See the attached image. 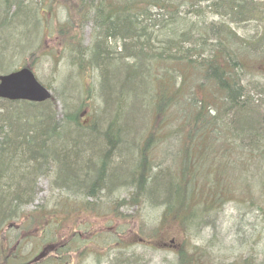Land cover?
Segmentation results:
<instances>
[{"label": "trees", "instance_id": "16d2710c", "mask_svg": "<svg viewBox=\"0 0 264 264\" xmlns=\"http://www.w3.org/2000/svg\"><path fill=\"white\" fill-rule=\"evenodd\" d=\"M5 1V14L0 16V57L3 54H14L16 47L21 44H31L35 36V30L29 28L33 25L35 27L34 11L37 3L31 0ZM78 2L81 6L77 9V14L90 19L94 30L89 47L88 66L98 71V90L104 110L114 113L104 124L100 118L94 119L87 129L79 126L76 121L80 113L69 111L66 112V117L64 115L56 120L55 115L41 114L44 110L40 112L37 109L32 115L22 117L21 113L14 114V111L1 107L10 106L15 102L0 100V223L4 224L13 216L19 215L14 204L29 198L32 180L38 175H44L49 169L47 166L53 165L54 184L60 189L73 190L76 194L80 193L77 191H84L87 199L94 196L92 191L101 189L107 182L117 181L128 186L133 185L139 192L143 189L151 201H161L163 219H175L180 223V235L184 237L182 247L178 251L180 264H196L195 260L188 258L186 248L190 240L187 235L200 226L198 216H206L213 209L211 206L207 209L196 202L209 195L213 207L216 205L213 191H200V184H205L199 183V176L203 175V172L208 187L212 184L213 190L216 183L211 174L214 166L208 162H213L211 158L217 155L224 156L222 158L226 161L230 157L229 162L237 168L231 171L236 177L237 174L245 173L248 168L244 160L232 161V158L252 159L253 155L259 161L260 157L264 160V100L251 95L252 91L249 89L252 87L257 95L264 96V84H251L244 79L249 74V64L246 60L248 57L254 56L256 58H251L250 61L254 59L257 64L264 65V1ZM28 4H33L35 10ZM184 6L187 14L201 15L206 12L223 20L218 25L210 24L205 34L196 33L201 32L196 29L184 31L176 38L167 39L162 50H152L154 36L151 39L149 30L162 20L174 22ZM23 7L25 8L22 9ZM37 11L44 14L46 10L39 7ZM36 17L40 18L38 14ZM249 22L258 25L255 35L251 38H242L231 26ZM154 60L164 67L161 75H151L153 64L149 62ZM169 63L172 68L167 70L165 65ZM79 66V71L84 72V64L79 63ZM180 66L181 69H178ZM189 74V81L196 82V89L205 93L204 95H198L190 86L185 85ZM196 75H203L205 81H211L213 88L222 92L221 112L229 111V118L220 127H217L218 122H215L220 110L216 104L213 105V100L207 97L206 90ZM146 94L151 97L149 106L155 109L156 115L169 107L178 106L177 116L180 117V122L184 121L185 126H190V135L193 134V139H190L192 144L178 172L167 168L166 172H151L148 168L151 159L148 144L151 139L144 148L139 149L137 161L129 160L130 156L124 143L132 136L127 128V123L131 124L133 120L132 116H129L130 105ZM53 99L55 100L52 97L50 101L41 104H17H23L25 108L49 105L51 109ZM196 103L200 107L190 118L188 104L192 106ZM213 107L215 114L211 111ZM209 112L211 114L207 116ZM32 121L35 126L30 125ZM88 130L92 131L91 134H87ZM215 134L217 137H214ZM227 134H230L231 138H227ZM98 136H103L102 142L98 140ZM215 139L219 140L220 149L213 147ZM199 148L201 150L197 154ZM205 163L211 167L210 170L204 168ZM261 163L264 164V161ZM220 172L226 171L221 167ZM261 173L264 174V171ZM209 175L210 180L207 179ZM227 176L233 179L229 173ZM260 185L264 188L262 179ZM84 189L89 190L86 192ZM86 226V222L81 224V227ZM42 231V237L48 235ZM83 247H86L84 243ZM64 249L69 248L64 246ZM56 251H43L39 255L40 259L44 260L49 256V260L56 261ZM118 259L119 257L116 258L117 264H120L123 258ZM36 261L34 259L26 264H36ZM17 264H21V261L18 260Z\"/></svg>", "mask_w": 264, "mask_h": 264}, {"label": "rangeland", "instance_id": "374dc122", "mask_svg": "<svg viewBox=\"0 0 264 264\" xmlns=\"http://www.w3.org/2000/svg\"><path fill=\"white\" fill-rule=\"evenodd\" d=\"M31 1L37 3L36 10L33 4L28 5L34 7L35 14L40 16L37 18L34 15L35 27L33 25L29 28L35 30L34 41L16 47L14 54H3L0 57V75L29 67L37 79L51 91L55 100L51 103V109L49 105L25 108L21 102L1 107L14 111V114L21 113L22 117L32 115L37 109L40 112L44 110L41 114L50 113L51 116L55 115L56 120L64 115L66 117V112L74 111L80 113L76 117L79 126L88 129L96 118H100L104 124L114 112L104 110L98 90V71L88 66L94 30L90 19L79 16L76 12L81 6L78 2L80 0ZM25 4L26 1L24 6ZM5 5L6 1L0 0V16L5 14ZM39 7L46 10L44 14L38 13ZM185 7L181 14L176 15L174 22L162 20L149 30L151 39L154 36L152 50H162L167 39L176 38L184 31L196 29L201 30L196 33L205 34L210 24L218 25L223 20L206 12L201 15L187 14ZM231 26L245 39L255 35L258 25L249 22ZM118 47L120 51L121 44ZM251 58L256 57L246 59L249 74L244 79L251 84H264V65L257 64L254 59L250 61ZM79 63L84 64V72L79 71ZM149 64H153L152 76L163 73L164 67L160 63L154 60ZM170 68L172 64L165 65V69ZM196 76L203 84L207 97L220 110L215 121L218 122L216 126L220 127L229 118V111L221 112L222 92L214 89L211 81H205L203 75ZM187 78L186 86H190L198 95L205 94L196 89V82L189 81L190 74ZM249 89L252 91L251 95L264 100V96L257 95L252 87ZM150 100L151 97L146 94L130 105L129 116L133 120L131 124L127 123V128L132 136L124 143L129 160L137 161L139 149L144 148L151 139L150 145L148 144L151 149L148 168L151 172H166V168L178 172L192 144L190 126H185L184 121L180 122V117L177 116L178 106L169 107L156 115L155 109L149 106ZM199 107L198 103L192 106L188 104L190 118ZM211 111L215 114L214 107ZM30 125L35 126L33 121ZM90 130L87 134H91ZM226 137L231 138V135L227 134ZM199 139L198 136L197 140ZM98 140L102 142L103 136H98ZM218 141L215 139L212 143L215 149H220ZM200 150L201 148L197 150V154ZM222 157L224 156L217 155L211 158L213 162H208L214 166L211 172L216 182L213 190L212 184L208 187L204 172L199 176V183H205L200 184L202 193L213 191L216 194L220 191L223 199L217 201L214 207L209 195L196 202L207 209L209 206L213 209L206 216H198L200 226L193 233H188V258L195 260L196 264H264V188L260 185L261 179L264 183V174L261 173L264 171L261 161L264 160L260 157L259 161L253 155L252 159L232 158V161L244 160L248 168L245 173L234 177L231 171L237 168L229 162L230 157L228 161ZM208 163L204 166L206 170L211 168L206 166ZM47 167L49 169L44 175H38L32 180L30 197L22 203L14 204L19 215L13 216L4 224L0 223V264H17L18 260L21 264H26L34 259L37 260L36 264H117V257L123 258L120 264L181 263L178 251L184 237L180 235V223L175 219H163L161 201H151L143 189L139 192L135 186L117 181L107 182L101 189L92 191L94 196L87 199L84 191H77L80 193L76 194L73 190L58 188L54 184L55 167ZM221 167L225 173L220 172ZM207 179L210 180L211 176H207ZM84 222L87 226L81 227ZM42 230L48 235L42 237ZM83 243L86 247H83ZM64 246L69 249L65 250ZM57 249L64 251L57 252ZM54 250H57V262L49 260V256L44 260L40 259L39 255L43 251L48 253Z\"/></svg>", "mask_w": 264, "mask_h": 264}, {"label": "water", "instance_id": "95a60500", "mask_svg": "<svg viewBox=\"0 0 264 264\" xmlns=\"http://www.w3.org/2000/svg\"><path fill=\"white\" fill-rule=\"evenodd\" d=\"M51 98V92L27 67L0 76V99L41 103Z\"/></svg>", "mask_w": 264, "mask_h": 264}]
</instances>
